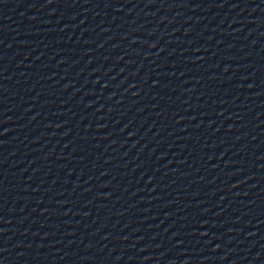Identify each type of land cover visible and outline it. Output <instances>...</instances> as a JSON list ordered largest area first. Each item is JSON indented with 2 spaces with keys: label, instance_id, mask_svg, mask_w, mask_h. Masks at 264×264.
<instances>
[{
  "label": "water",
  "instance_id": "water-1",
  "mask_svg": "<svg viewBox=\"0 0 264 264\" xmlns=\"http://www.w3.org/2000/svg\"><path fill=\"white\" fill-rule=\"evenodd\" d=\"M0 264H264V0H0Z\"/></svg>",
  "mask_w": 264,
  "mask_h": 264
}]
</instances>
